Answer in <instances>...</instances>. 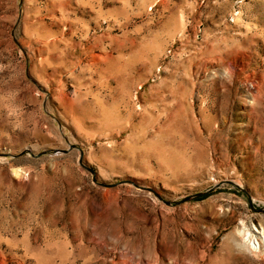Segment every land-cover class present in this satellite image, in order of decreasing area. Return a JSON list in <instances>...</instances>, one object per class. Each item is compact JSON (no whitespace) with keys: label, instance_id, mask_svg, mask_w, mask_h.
<instances>
[{"label":"rangeland","instance_id":"obj_1","mask_svg":"<svg viewBox=\"0 0 264 264\" xmlns=\"http://www.w3.org/2000/svg\"><path fill=\"white\" fill-rule=\"evenodd\" d=\"M260 208L264 0H0V264H264Z\"/></svg>","mask_w":264,"mask_h":264},{"label":"water","instance_id":"obj_2","mask_svg":"<svg viewBox=\"0 0 264 264\" xmlns=\"http://www.w3.org/2000/svg\"><path fill=\"white\" fill-rule=\"evenodd\" d=\"M72 147V146H71ZM64 152L66 151V150H63ZM104 185H109V186H113V185H115V184H108V183H103ZM237 186H239V187H241L240 185H238L237 184ZM210 191V190H209ZM209 191H202V192H197V193H195V194H192V195H189V196H187V197H185V198H183V199H181V200H179V201H174L173 203H182V202H185V201H187V200H190V199H192V198H194V197H197V196H203L204 194H206L207 192H209ZM249 198H250V200L252 201V198L250 197V195H249ZM169 203H172V202H169ZM259 211H261V212H264V208H260L259 209Z\"/></svg>","mask_w":264,"mask_h":264},{"label":"bare ground","instance_id":"obj_3","mask_svg":"<svg viewBox=\"0 0 264 264\" xmlns=\"http://www.w3.org/2000/svg\"><path fill=\"white\" fill-rule=\"evenodd\" d=\"M255 229H256V228H255ZM258 231H259V232H262V231L259 230V229H258ZM248 240H249L250 242H253V240H257V239L252 238V234H249V236H248ZM263 241H264V240H263ZM257 242H258V245H256V247L254 246V248H255L257 251H259V250L262 249V244H261V242H259L258 240H257ZM254 243H255V241H254ZM255 244H257V243H255Z\"/></svg>","mask_w":264,"mask_h":264}]
</instances>
